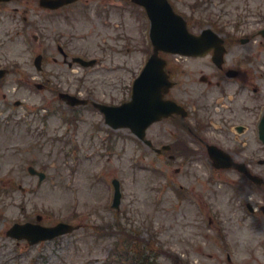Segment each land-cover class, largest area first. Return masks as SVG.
<instances>
[{"label": "rangeland", "instance_id": "obj_1", "mask_svg": "<svg viewBox=\"0 0 264 264\" xmlns=\"http://www.w3.org/2000/svg\"><path fill=\"white\" fill-rule=\"evenodd\" d=\"M173 2L188 20L193 32L211 28L223 37L234 38L227 64L231 65L235 59L249 58L253 60L249 69L253 70L257 65L256 69L264 67V46H261L262 38L258 33L264 28V0ZM5 25L2 31L0 29V35L5 32ZM26 38L30 37L26 35ZM246 38L251 40L249 44L240 42V39ZM3 40L1 54H5L10 61L20 62L18 72L32 73L37 78L35 82H40V74L33 63L28 62L22 37L10 43L4 36ZM103 47L101 40L96 39L84 49L85 55L102 59L103 62L94 68L74 67L72 70L69 67H54L51 74L53 80L58 81L57 88L74 84L80 76L84 81V91L92 89L94 101L112 103L113 100H123L119 87L123 81L133 83L150 46L147 45L145 51L141 44V51L132 48L122 58ZM209 58L187 59L179 63L187 72L175 76L178 86L172 90V96L186 101L189 111L194 112L197 120L207 123L212 118L217 119L220 126L219 121L229 119L232 116L229 112H233V123L247 122L243 118L246 110L250 116L255 110L251 90L249 95L244 92L245 89H239L236 82L221 88L200 82L202 75L212 79L213 67ZM119 62L120 71H112ZM124 63H127V69ZM16 79L12 77L0 84V95H9L8 101L0 103L3 107L0 111L4 112L0 117V205H4L0 220L15 218L17 210L14 204L9 205L17 196L12 189L24 186L38 187L33 197L52 210V222L63 220L80 225L73 234L63 237L61 244L49 243L36 247L34 254L40 248L47 254L36 259V264H124L114 255V248L119 243L117 237L96 231L97 227L118 223L123 229L138 232L144 241L155 234L157 238L153 246L162 248L159 264H174L170 256L163 254L164 250L178 256L181 264H219L220 254L214 240L209 237L219 228L215 224L210 227L208 216L199 217L198 213V210L203 211L201 206L206 203L223 211L225 226L222 230H226L228 244L232 248L228 252L233 259L238 264H264V224L255 223L253 219L245 221L241 217L232 220L235 212L245 214L244 205L240 211L235 209L233 198L236 195L229 189L221 190L220 196L215 194L219 191L211 193L205 189L207 177L200 160L192 158L191 162L184 164L168 157L156 158L133 135H128L129 131H110L102 113L91 106L71 116L77 117L72 129L60 126L58 115L51 117L46 128L24 125L28 124L27 121L20 126L14 125V121H6L5 116L16 100H25L24 107L34 112L48 109L52 114L64 105L57 96L38 91L34 83H24V88L18 90ZM224 91V96L220 95ZM230 104L232 107L228 109L221 107ZM25 109L18 108L20 114ZM34 118H37L36 113ZM32 121L34 125H40L39 120ZM207 126L210 127V123ZM159 128L162 130L164 125H159ZM62 133L67 134V139L59 142L57 139ZM211 133L213 136L218 134ZM30 165L47 173L42 183L28 174ZM114 179L121 184L122 203L119 211L112 208ZM181 187L187 192H179L183 198L178 193ZM193 187L195 189L192 191ZM241 200L244 204L248 201L246 195ZM27 261L22 259L20 262L26 264Z\"/></svg>", "mask_w": 264, "mask_h": 264}, {"label": "flooded vegetation", "instance_id": "obj_2", "mask_svg": "<svg viewBox=\"0 0 264 264\" xmlns=\"http://www.w3.org/2000/svg\"><path fill=\"white\" fill-rule=\"evenodd\" d=\"M131 1L103 0V10L98 11L94 8L95 4H98L97 0H0V29L3 24L14 23L18 35L28 32L33 37L32 46L43 51V60L46 63L45 81L50 84L53 81L58 82L53 80L54 76L51 74L54 67H73L71 61L75 58L90 57L84 54L86 51L84 49L92 40H101L106 49L115 52V56L121 53L126 43L130 47L132 31L130 20L132 18L129 17L131 9L128 3ZM4 18H7L6 23L2 22ZM115 18L118 22H115ZM115 30H119L120 35L117 33L115 36ZM3 42L0 37V47ZM3 59H5L4 56L0 54V62L9 63V61L4 62ZM252 61V59H235L232 61V67H228L225 60L222 61L221 66L213 65L215 68H213L212 79L202 77V80L208 85L220 88L236 82L238 88L245 89L244 92L249 95L250 89H253V96L257 93V97L252 100L256 101L257 108L252 116L245 109L243 118L247 122L233 123L227 119V122L222 123L220 132L212 138L208 127H204L205 130L201 133H207L209 140L205 139L203 143H199L196 149L200 154L205 149L209 162L214 159V163L228 165L232 159L237 166L221 171V175L224 177L222 183L226 182L225 178L228 177L233 185L239 188L244 187L248 192L251 190L257 198L260 197L261 192L258 193L260 189L264 192V142L261 141L259 132L260 120L264 115V112L263 114L259 113V102L261 100L264 102V67L256 69L257 65L251 70L249 65ZM113 68V71L121 69L116 65ZM5 70L9 73L11 69ZM123 72L126 74L125 71ZM119 88L124 92L130 90V86H127L124 81ZM225 93L226 91L221 92L220 95L224 96ZM3 98L6 99V95ZM188 131L191 138L198 137L197 134H193L195 129L188 127ZM154 135L163 138V134L160 135V130L155 131ZM208 145L216 147L223 154L226 153L228 157L214 155L212 159L207 149ZM251 176L256 177V181H252ZM20 190L26 192V188L20 187ZM32 193H34L33 190ZM22 195H26V193ZM24 200L29 201L32 209L22 205L18 220H15L13 224L16 222L19 224L33 223L36 219L45 224L46 215H42L34 209V204L30 202L31 198L20 199L21 202ZM236 206L240 208L237 202ZM252 211H254L253 208ZM255 213L258 216L261 215L259 211H255ZM260 217H264V211ZM233 218H238V214H234ZM8 229H5L3 225L0 227V264L3 263L2 259L15 261L19 258H32L34 257V248L51 242L31 245L27 240L9 237ZM44 253L46 252H40V255L36 256H45Z\"/></svg>", "mask_w": 264, "mask_h": 264}, {"label": "water", "instance_id": "obj_3", "mask_svg": "<svg viewBox=\"0 0 264 264\" xmlns=\"http://www.w3.org/2000/svg\"><path fill=\"white\" fill-rule=\"evenodd\" d=\"M163 16H157L154 14V20L156 24V28L153 35V40L157 48L160 49H170L175 52L180 53H190L189 50L194 49V45L198 46L199 49H204L207 46L210 45L208 41V37L211 35L210 31L204 32L203 36L201 38H195L192 35H190L187 32L186 26L183 23V21L176 17L171 15L170 12H163ZM166 49V50H167ZM198 51V49H197ZM152 61H155V59H152ZM148 67H151V69H146L141 78L137 80L134 88V100L132 103L128 105H124L121 108L117 109H106V118L108 122H112L113 113L117 110L118 114L122 117L123 115H126L127 113L131 114V120L133 125L141 124V123H148L150 124L151 120L150 118L154 116V114L147 113L144 111V83H148L152 81L153 77V68L154 63H149ZM162 75V73H161ZM147 78V80H146ZM161 83H165V80H161ZM151 93H153L154 90H149ZM151 94H147V96H150ZM116 112V114H117ZM154 119H157L156 117ZM144 123V124H145ZM134 130L139 129L137 126H132ZM120 201V193L117 191V197H116V204H118ZM70 226L65 224H60L57 228L54 230L57 231V234H62L65 232L70 231Z\"/></svg>", "mask_w": 264, "mask_h": 264}]
</instances>
